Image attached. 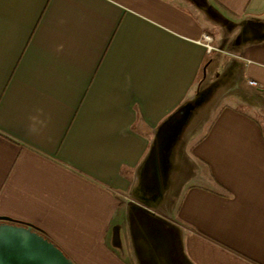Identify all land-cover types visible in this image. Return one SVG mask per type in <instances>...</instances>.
<instances>
[{
	"label": "crops",
	"instance_id": "crops-1",
	"mask_svg": "<svg viewBox=\"0 0 264 264\" xmlns=\"http://www.w3.org/2000/svg\"><path fill=\"white\" fill-rule=\"evenodd\" d=\"M206 83L217 113L169 173L180 257L264 264V0H0V218L74 264H131L121 199L175 165Z\"/></svg>",
	"mask_w": 264,
	"mask_h": 264
},
{
	"label": "rangeland",
	"instance_id": "rangeland-1",
	"mask_svg": "<svg viewBox=\"0 0 264 264\" xmlns=\"http://www.w3.org/2000/svg\"><path fill=\"white\" fill-rule=\"evenodd\" d=\"M206 85L196 84L175 115L177 134L172 138L175 165L159 168L165 175L158 188L147 193L142 190L141 197L134 200L121 199L127 209L122 220L120 218L123 227L119 226V233L131 264H185L179 249L181 225L177 219L178 207L170 198L175 182L169 181V173L172 172L175 179L179 176L184 160L191 158V147L200 137V130L210 123L209 114L214 116L217 113L218 90L208 83Z\"/></svg>",
	"mask_w": 264,
	"mask_h": 264
},
{
	"label": "water",
	"instance_id": "water-1",
	"mask_svg": "<svg viewBox=\"0 0 264 264\" xmlns=\"http://www.w3.org/2000/svg\"><path fill=\"white\" fill-rule=\"evenodd\" d=\"M0 264H74L41 232L0 218Z\"/></svg>",
	"mask_w": 264,
	"mask_h": 264
},
{
	"label": "built area",
	"instance_id": "built-area-1",
	"mask_svg": "<svg viewBox=\"0 0 264 264\" xmlns=\"http://www.w3.org/2000/svg\"><path fill=\"white\" fill-rule=\"evenodd\" d=\"M200 43L206 49L207 54H210L215 51V49L212 47V39L208 35L203 36ZM248 84L251 87H257V84L255 82L248 81Z\"/></svg>",
	"mask_w": 264,
	"mask_h": 264
}]
</instances>
